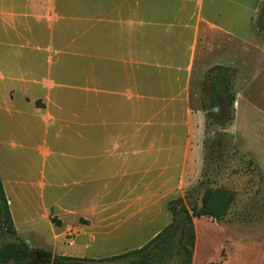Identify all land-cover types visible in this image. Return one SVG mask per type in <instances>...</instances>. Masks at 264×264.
<instances>
[{
  "label": "rangeland",
  "instance_id": "374dc122",
  "mask_svg": "<svg viewBox=\"0 0 264 264\" xmlns=\"http://www.w3.org/2000/svg\"><path fill=\"white\" fill-rule=\"evenodd\" d=\"M237 36L249 42L237 50L236 54L242 57L238 56L233 67H229L233 71L231 105L218 99L216 109L210 108L211 113L207 114L209 67L203 74L193 68L187 102L155 106L160 109L155 111L156 115L153 113L155 121H147L150 125L142 123L154 133L165 131L170 135L165 143L170 151H156L152 157L156 165L168 163L170 168L156 169L152 184L116 183L121 172L131 171L128 167L132 156H125V164L121 165L111 153L108 154L111 157L105 158L97 150L92 154L90 166L85 164L90 161L74 159L70 160L74 166L62 169L54 162L62 164L65 158L54 159L56 155L51 153L42 163L39 148L63 150L67 154L89 143L93 150L112 144L111 138L100 136L98 131L83 132L82 98L75 103V95L80 92L73 87H83L84 79L73 73V66L52 72L54 80L71 89L62 92L65 100L59 102V110H54L57 120L49 122L47 131L44 122L24 115L26 130L21 133L13 130L10 135L3 131L5 121L1 117L0 180L17 238L33 250L50 252L48 264L57 255L86 258L82 264H117L95 259L145 243L169 222L170 199L180 197L186 207L199 206L206 189H220L232 193L226 213L218 220L209 216L192 219L191 264H264V91L256 79L248 92L250 101L245 104L243 84L250 77L239 73L234 82V72L246 66L245 53L257 56L258 51L264 52V4L253 14L251 25L237 26ZM260 60L253 57L247 60L246 70L256 71ZM253 76H259V72ZM236 96H240L239 103ZM3 114L0 110V116ZM156 139L157 147L159 143L162 145L159 137ZM186 147L188 152L183 153ZM181 165L186 166L183 172ZM88 170L93 181L82 185L80 181ZM62 183H66L64 187ZM84 189L88 191L85 196ZM93 193L100 197L87 209ZM51 202L60 209L87 210L73 216L63 214V222L56 224L53 218L57 219L59 214ZM1 239L10 238L1 236Z\"/></svg>",
  "mask_w": 264,
  "mask_h": 264
},
{
  "label": "crops",
  "instance_id": "0c3cea01",
  "mask_svg": "<svg viewBox=\"0 0 264 264\" xmlns=\"http://www.w3.org/2000/svg\"><path fill=\"white\" fill-rule=\"evenodd\" d=\"M263 4L264 0H0L3 131L10 135L13 130L25 131L24 115L44 122L47 131L49 122L57 120L53 112L65 100L63 91L71 89L54 80L52 72L73 66V73L84 79L83 87H73L80 92L75 95V103L82 98L83 132L98 131L100 136L111 138L112 144L93 150L89 143L69 151L76 155L39 148L42 163L51 153L56 155L54 159L65 158L62 164L54 162L62 169L74 166V159L90 161L85 162L90 166L97 150L105 158L111 153L121 165L125 156H132L131 171L121 172L116 183L152 184L156 169L170 168L168 163L156 165L152 158L156 151H170L165 146L170 135L165 131L154 133L144 124L155 121L160 106L187 102L193 68L203 74L213 64L233 67L239 56L237 50L249 42L237 36V26L251 25L253 14ZM252 57L261 60L257 70L249 73L247 60ZM243 58L246 66L234 72V82L239 73L250 77L243 84V103L247 104L256 79L264 91V52L258 51L257 56L245 53ZM255 72L260 77L251 78ZM236 97L239 103L240 96ZM157 137L162 142L158 147ZM187 152L186 147L183 153ZM145 158L148 163H144ZM141 162L143 167H139ZM184 165L180 166L182 172ZM92 181L88 170L80 183ZM98 197L90 195V204L85 207L88 209ZM50 204L59 214L58 220L53 218L56 224L63 222V214L73 216L87 210L77 212Z\"/></svg>",
  "mask_w": 264,
  "mask_h": 264
},
{
  "label": "trees",
  "instance_id": "16d2710c",
  "mask_svg": "<svg viewBox=\"0 0 264 264\" xmlns=\"http://www.w3.org/2000/svg\"><path fill=\"white\" fill-rule=\"evenodd\" d=\"M208 72L210 75L206 107L207 114H210L209 109L217 105L218 99L228 106L232 104L230 77L233 71L228 67L213 66ZM231 198L228 191L206 189L199 206L192 204L186 207L180 197L170 199L167 207L170 212L169 222L145 243L95 260L117 264H191L194 243L192 219L209 216L218 220L226 213ZM1 236L10 239L3 240ZM49 256L50 252L33 250L17 238L0 181V264H48ZM85 260L86 258L57 255L51 259L50 264H82Z\"/></svg>",
  "mask_w": 264,
  "mask_h": 264
},
{
  "label": "water",
  "instance_id": "95a60500",
  "mask_svg": "<svg viewBox=\"0 0 264 264\" xmlns=\"http://www.w3.org/2000/svg\"><path fill=\"white\" fill-rule=\"evenodd\" d=\"M211 108H212V110H215L216 109V106H212Z\"/></svg>",
  "mask_w": 264,
  "mask_h": 264
},
{
  "label": "flooded vegetation",
  "instance_id": "af4514ba",
  "mask_svg": "<svg viewBox=\"0 0 264 264\" xmlns=\"http://www.w3.org/2000/svg\"><path fill=\"white\" fill-rule=\"evenodd\" d=\"M231 195H232V193H231ZM36 260H39V258H35Z\"/></svg>",
  "mask_w": 264,
  "mask_h": 264
}]
</instances>
